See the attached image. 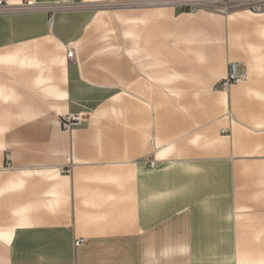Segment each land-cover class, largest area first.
<instances>
[{
  "label": "crops",
  "instance_id": "obj_1",
  "mask_svg": "<svg viewBox=\"0 0 264 264\" xmlns=\"http://www.w3.org/2000/svg\"><path fill=\"white\" fill-rule=\"evenodd\" d=\"M168 1L0 0V264H264V12Z\"/></svg>",
  "mask_w": 264,
  "mask_h": 264
},
{
  "label": "built area",
  "instance_id": "obj_2",
  "mask_svg": "<svg viewBox=\"0 0 264 264\" xmlns=\"http://www.w3.org/2000/svg\"><path fill=\"white\" fill-rule=\"evenodd\" d=\"M231 0H170L169 3H175L184 11L189 13H195L199 10H210L215 12L224 13L227 8V4ZM50 24L54 21L52 16H49ZM248 78L246 70L242 67L241 63H229L226 76L220 80L219 87L222 89H227L231 85L241 84L245 82ZM60 125L63 131H70L74 126H79L82 124L84 118L79 114H66L61 116ZM7 168H11L10 156L6 154ZM153 165V164H151Z\"/></svg>",
  "mask_w": 264,
  "mask_h": 264
},
{
  "label": "rangeland",
  "instance_id": "obj_3",
  "mask_svg": "<svg viewBox=\"0 0 264 264\" xmlns=\"http://www.w3.org/2000/svg\"><path fill=\"white\" fill-rule=\"evenodd\" d=\"M120 2L112 3V6L109 8L111 11L118 10L119 7L117 6ZM114 5V6H113ZM241 10V9H251L255 13H262L264 12V1L263 0H231L227 4V8L224 11V13L221 14H227L231 13L235 10ZM210 11V10H205ZM214 13H220L215 11H210Z\"/></svg>",
  "mask_w": 264,
  "mask_h": 264
}]
</instances>
